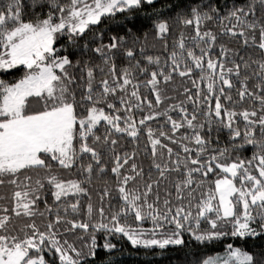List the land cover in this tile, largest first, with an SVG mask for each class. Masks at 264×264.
Here are the masks:
<instances>
[{
  "label": "snow or ice",
  "instance_id": "6c2138e0",
  "mask_svg": "<svg viewBox=\"0 0 264 264\" xmlns=\"http://www.w3.org/2000/svg\"><path fill=\"white\" fill-rule=\"evenodd\" d=\"M264 264V0H0V264Z\"/></svg>",
  "mask_w": 264,
  "mask_h": 264
},
{
  "label": "trees",
  "instance_id": "16d2710c",
  "mask_svg": "<svg viewBox=\"0 0 264 264\" xmlns=\"http://www.w3.org/2000/svg\"><path fill=\"white\" fill-rule=\"evenodd\" d=\"M121 243L125 246L124 264H175L174 252H169L165 257L154 256L151 253L146 254L143 249L139 251L132 249L126 240Z\"/></svg>",
  "mask_w": 264,
  "mask_h": 264
}]
</instances>
